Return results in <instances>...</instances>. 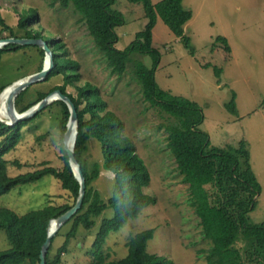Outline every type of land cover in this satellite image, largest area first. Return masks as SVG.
<instances>
[{
	"label": "rangeland",
	"instance_id": "obj_1",
	"mask_svg": "<svg viewBox=\"0 0 264 264\" xmlns=\"http://www.w3.org/2000/svg\"><path fill=\"white\" fill-rule=\"evenodd\" d=\"M157 1L151 0L152 3ZM182 6L192 13L183 27L192 50L157 18L151 38V45L159 55L153 69L154 80L161 89L198 105L202 119L197 127L207 134L210 146L224 147L245 141L250 165L260 186L255 206L248 213L249 222L259 223L264 217V108L261 107L264 98V0H182ZM31 7L38 13V22L32 25L33 29L42 30L44 38L50 41H63L68 55L79 62V84L91 81L99 87L108 108L122 120L123 134L133 141L150 175L149 184L143 190L154 195L156 202L108 234L104 244L107 259L115 260L126 254L130 235L154 228L153 236L147 242L148 252L165 255L174 264H205L202 250L208 248L209 243L202 237L198 218L187 202V186L177 173L173 156L166 146L165 132L158 128L159 124L168 122L169 116L143 101L139 84L133 78L131 62L127 63L123 74L109 73L85 26L77 21L79 15L71 7L61 8L51 0H0V16L15 35H20L22 31L16 27L14 10L24 12ZM112 9L122 14L123 21L114 31L117 36L115 47L123 50L147 19L139 2L116 0ZM8 35L9 31H3L0 24V39ZM218 36L226 38L228 52L216 40ZM3 46L0 44V48ZM130 57L133 64L135 61L143 62L147 67L152 64L149 54L133 53ZM41 58L43 63L44 56ZM39 63L40 54L35 46L3 51L0 86L6 87L28 73L36 72ZM215 66L220 68L218 74ZM61 82V75L53 76L47 82L30 87L27 92L47 91ZM66 90L76 95L74 88L68 86ZM232 94L235 113L226 107ZM56 109L57 106L52 107V112L45 109L29 122L15 148L4 155L8 160L9 176L43 165L62 166L61 132L53 118ZM87 146L84 158L88 163L96 161L100 171L92 186L99 191L106 206L93 218L92 228L79 227L76 237L68 241L64 264L88 262L87 253L101 220L113 215V209L107 205L113 192V174L103 165L100 143L90 138ZM13 161L21 166L17 167ZM66 195L54 177L44 175L35 182L17 185L0 195V206L23 214L47 203H62L68 199ZM68 229L69 226H65L55 237V246L62 243ZM78 239L81 246L77 244ZM10 246L4 229L0 228V250Z\"/></svg>",
	"mask_w": 264,
	"mask_h": 264
},
{
	"label": "trees",
	"instance_id": "obj_2",
	"mask_svg": "<svg viewBox=\"0 0 264 264\" xmlns=\"http://www.w3.org/2000/svg\"><path fill=\"white\" fill-rule=\"evenodd\" d=\"M115 1L51 0V3H58L61 8L71 7L79 15L77 21L85 26L101 58L100 61L105 63L110 74H123L127 63L131 62L133 78L139 84L143 101L169 116L168 122L159 124L158 128L165 132L166 146L173 156L182 183L187 186V202L198 218L202 237L209 243L208 248L202 250L205 264H264V217L261 222L254 224L249 222L248 216L255 206L260 186L252 171L245 141L239 140L235 145L227 144L224 147L210 146L207 134L197 127L202 119L198 105L185 97L161 89L153 77V69L159 55L151 45V38L157 18L192 50L183 29L192 16L191 11L182 6V0H159L155 3L151 0H128L142 4L147 21L141 30L135 32L134 39L126 48L120 50L115 47L117 36L114 28L122 23L123 18L118 10L112 9ZM14 12L17 15L16 27L22 34L15 35L0 16L2 30L9 31V37H41L52 51L53 67L46 77L37 83L47 82L57 75L62 77L60 84L50 87L47 91L36 89L28 93L29 88L37 83L27 86L16 96L15 109L22 112L51 91L59 89L71 99L77 112V133L73 150L84 177V195L80 207L51 238L45 256L46 264L66 263L63 259L67 253L68 241L76 237L79 227L85 230L92 228L95 223L93 218L106 206L99 191L92 186V182L99 175V166L96 161L88 163L84 158L90 138L100 143L103 165L113 174V192L107 199V205L113 209V215L101 220L90 244V252H86L90 260L82 264H174L173 260L165 255L147 251V242L152 238L154 228L143 229L130 235L126 242V254L115 260L107 259L104 244L108 234L117 231L128 219L138 216L146 206L156 202L154 195L143 190L150 181L148 169L136 152L131 138L123 134L122 120L108 108L99 87L91 81L79 84V62L68 55L63 41H50L44 38L42 30L33 29L32 25L38 22L37 10L31 7L20 12L15 8ZM216 40L223 44L226 52L229 51L225 37L218 36ZM28 45L31 44L7 43L0 48V57L7 49L17 50ZM31 46H35L40 54L39 71L42 68L41 57L44 56V51L37 45ZM133 53L149 54L152 58L151 66L147 67L141 61H135L133 64L130 61V55ZM219 71L220 68L215 66V73L218 74ZM68 86L76 90V95L67 92ZM4 87L0 86V91ZM261 105L264 108V98ZM54 106H57V109L53 118L61 132L62 166L56 168L43 165L41 168L9 176L8 160L4 155L15 148L23 128L29 122L45 109L52 112ZM226 107L232 113L236 112L234 94ZM68 117L66 104L62 100H55L34 116L19 120L13 125L0 121V195L17 185L32 183L44 175H51L66 191L68 197L62 203H47L23 214L0 206V228L4 229L11 243L9 248L0 250V264H38L49 220L69 209L76 200L79 184L68 164V156L62 143ZM13 164L21 166L17 161H13ZM67 225L69 229L64 233L62 243L55 246V237L60 235V231ZM79 242L78 239L77 244ZM79 245L81 246V243Z\"/></svg>",
	"mask_w": 264,
	"mask_h": 264
},
{
	"label": "water",
	"instance_id": "obj_3",
	"mask_svg": "<svg viewBox=\"0 0 264 264\" xmlns=\"http://www.w3.org/2000/svg\"><path fill=\"white\" fill-rule=\"evenodd\" d=\"M7 43L19 44V45H26V44L37 45L38 47L43 49L44 59L42 63V68L39 71H36L32 74H29L25 77L15 80L13 83L4 87L0 91V94H1L6 88L11 87L9 91V96L7 98V108L9 110L12 109L14 113L10 117L9 121L5 123L13 125L19 120L28 119L34 116L37 112H39L41 109H43L44 107H46L48 104L52 103L55 100H62L66 104L68 111H69V117L66 123V130L63 133L62 143H63V148L66 151V154L68 156V164L71 167L74 178L79 184V190H78V195L76 197L74 204L69 209L61 213L60 215L56 216L55 218H51L48 222V226L46 228L47 235H46L44 242L41 245V249L39 252V263H38V264H46L45 256H46L47 249L50 245L51 238L56 234L57 230L80 207L82 199H83V195H84V188H85L84 177L81 172L80 165L77 159L75 158L74 150H73L75 136L77 133V121H78L77 112H76V108L73 102L71 101V99L67 95L63 94L59 89H55L51 91L48 95L44 96L41 100H39L37 103L29 107L28 109L22 112H18L14 106L16 96L27 86L33 83L40 82L46 77V75L50 72V70L53 67V56H52L51 48L48 46L47 42L41 37L33 38V37H12L11 36V37H6L4 39H0V44L5 45ZM45 61H47V65H45ZM73 126L75 130H74V136L72 139V145L71 147H68L66 143V138L68 136V133L71 127Z\"/></svg>",
	"mask_w": 264,
	"mask_h": 264
},
{
	"label": "bare ground",
	"instance_id": "obj_4",
	"mask_svg": "<svg viewBox=\"0 0 264 264\" xmlns=\"http://www.w3.org/2000/svg\"><path fill=\"white\" fill-rule=\"evenodd\" d=\"M45 65H47V61H45ZM11 87L6 88L1 94H0V120L7 122L9 121L10 117L14 113L12 109L7 108V98L9 96V91ZM74 126L71 127L68 136L66 138V143L68 147H71L72 145V139L74 136Z\"/></svg>",
	"mask_w": 264,
	"mask_h": 264
},
{
	"label": "crops",
	"instance_id": "obj_5",
	"mask_svg": "<svg viewBox=\"0 0 264 264\" xmlns=\"http://www.w3.org/2000/svg\"><path fill=\"white\" fill-rule=\"evenodd\" d=\"M28 74H30V73H28Z\"/></svg>",
	"mask_w": 264,
	"mask_h": 264
}]
</instances>
